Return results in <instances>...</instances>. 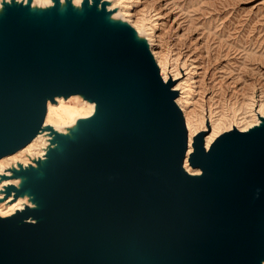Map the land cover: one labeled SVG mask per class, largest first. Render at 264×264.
Masks as SVG:
<instances>
[{
    "label": "water",
    "instance_id": "95a60500",
    "mask_svg": "<svg viewBox=\"0 0 264 264\" xmlns=\"http://www.w3.org/2000/svg\"><path fill=\"white\" fill-rule=\"evenodd\" d=\"M109 0L0 1V159L47 132L44 154L0 175V264H264V117L210 149L188 130L150 43ZM94 111L64 130L49 102Z\"/></svg>",
    "mask_w": 264,
    "mask_h": 264
},
{
    "label": "rangeland",
    "instance_id": "374dc122",
    "mask_svg": "<svg viewBox=\"0 0 264 264\" xmlns=\"http://www.w3.org/2000/svg\"><path fill=\"white\" fill-rule=\"evenodd\" d=\"M134 7V20L157 18L161 59L169 53L196 69L190 117L207 106L221 118L232 105H247L253 88L264 92V0H139Z\"/></svg>",
    "mask_w": 264,
    "mask_h": 264
},
{
    "label": "bare ground",
    "instance_id": "6f19581e",
    "mask_svg": "<svg viewBox=\"0 0 264 264\" xmlns=\"http://www.w3.org/2000/svg\"><path fill=\"white\" fill-rule=\"evenodd\" d=\"M1 1V0H0ZM82 0H74L76 4H79ZM110 4L108 8L114 10L113 16L115 18H124L129 20L132 25L137 29L139 34H143L150 43L151 50L155 59L157 60L162 77L168 81H173L172 89L177 91V103L179 104L182 112L184 113L186 120V127L188 130V151L184 161L186 169L193 174L201 172L199 167L194 168L189 163V156L193 152L194 138L197 134L204 131L205 134V147L210 149L214 140L224 132L231 131L232 129H239L241 131H247L253 125L261 122V118L264 117V92H254L248 99V104L244 106L232 105L229 109H225V116L220 118L217 111L213 107H205L201 109L202 115L195 114L189 116L187 109L190 106L196 107L194 103V83L195 73L192 64H188L186 60L180 58H172L173 55L169 53L162 58L159 51L156 52L158 43L156 42L155 29L157 28V18L149 20L146 15L139 16L136 20L131 17L136 2L139 0H109ZM136 1V2H135ZM52 0H34L35 4L49 5ZM138 4V3H137ZM137 7V6H136ZM146 14V13H144ZM152 15V14H151ZM152 17V16H151ZM150 17V18H151ZM159 25V24H158ZM196 67V66H195ZM189 69V70H188ZM187 70V71H185ZM186 76V77H183ZM255 95V97H254ZM54 102H49L48 110L46 114L45 124L52 125L58 130L63 131L64 127H68L75 123L80 117L89 116L94 111L95 103L87 101L78 95H71L68 99L63 97H57ZM254 98V101H253ZM232 103V102H231ZM195 109V108H194ZM195 111V110H194ZM193 112V111H192ZM49 134L45 131L38 133L36 138L32 140L26 146L20 148L14 154L6 155L0 159V175L6 172V169L11 163H17L21 161L24 164L30 162V157L43 155L44 148L48 143ZM18 180L4 179L0 182V197H3L1 193L2 187L5 184L17 183ZM28 202L27 197H20L17 201H14L12 196L3 199L0 202V215H8L15 212L17 209L23 207V204Z\"/></svg>",
    "mask_w": 264,
    "mask_h": 264
},
{
    "label": "clouds",
    "instance_id": "9594fccd",
    "mask_svg": "<svg viewBox=\"0 0 264 264\" xmlns=\"http://www.w3.org/2000/svg\"><path fill=\"white\" fill-rule=\"evenodd\" d=\"M8 2L10 3L11 2V0H8ZM20 2V0H17V3H19Z\"/></svg>",
    "mask_w": 264,
    "mask_h": 264
}]
</instances>
